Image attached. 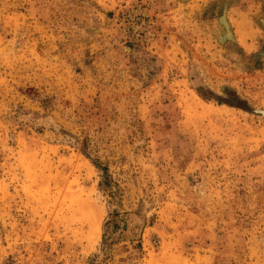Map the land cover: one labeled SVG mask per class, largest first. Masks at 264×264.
Segmentation results:
<instances>
[{
  "label": "rangeland",
  "instance_id": "rangeland-1",
  "mask_svg": "<svg viewBox=\"0 0 264 264\" xmlns=\"http://www.w3.org/2000/svg\"><path fill=\"white\" fill-rule=\"evenodd\" d=\"M0 264H264V0H0Z\"/></svg>",
  "mask_w": 264,
  "mask_h": 264
}]
</instances>
